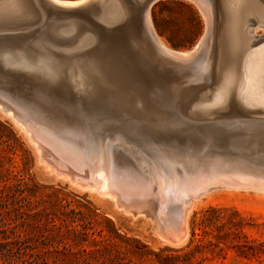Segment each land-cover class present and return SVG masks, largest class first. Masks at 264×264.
<instances>
[{
  "label": "rangeland",
  "instance_id": "obj_1",
  "mask_svg": "<svg viewBox=\"0 0 264 264\" xmlns=\"http://www.w3.org/2000/svg\"><path fill=\"white\" fill-rule=\"evenodd\" d=\"M36 1L0 0V29L5 28L0 31V99L16 101L18 105L27 104L28 107L41 110L37 104L39 103L41 111L45 108L42 114L46 117L49 115V119L68 121L69 123H64L70 125L59 126L82 136L84 146L108 143L116 153H125L127 157L131 155L133 159L137 156V149H140L146 154V158L156 162L163 152V147L160 146L167 144V154L164 151V156H168L169 163L173 160L171 164H174V160L188 163L185 156L176 155L178 152L187 156L199 155L200 163L204 166L212 158L217 160L220 156L222 160L218 159V162L224 168L239 167L250 173L261 168L256 173L264 176L261 174L264 173V115L237 113L234 116L236 107L260 113H264V110L249 106L236 94L230 95L221 104L212 103L224 76L229 74L224 66L220 68L221 71L216 66L213 73L218 34L217 0H212L216 16L212 23V41H209L213 57L212 69L206 76L207 81L211 80L209 82H194L196 78H192L194 75L191 72L187 71L181 76L164 68V62L167 64L169 60H163L160 52L149 48L142 31L136 26L133 32L120 33L116 38L103 35L99 27V16L106 23L115 24L120 19L119 10H128L136 3L146 0H108L103 2L107 5L103 7L102 4L101 8L93 0L85 6L68 10L57 7L48 0ZM116 2L121 5L117 6ZM223 2L227 7L235 8L234 0ZM150 13L158 37L167 47L176 51H191L206 28L201 11L188 0H157L152 4ZM246 29L251 34L253 32L254 37L257 36L253 25L250 24ZM257 33L263 35L264 30L259 28ZM73 37L75 41L72 43L70 40ZM80 41L84 42L85 47ZM139 41L146 45L144 52L138 50ZM15 48L25 50L20 52ZM226 50L230 51L228 48ZM92 56L102 63V70L108 78L106 91L102 87L100 95H92L81 88L78 80L72 81L68 86L63 85V76L59 72L64 69L72 71L74 60L83 63ZM227 58L226 54V62ZM113 63L119 65V70L110 66ZM242 63L243 57L239 71L242 70ZM53 65L54 73L60 78H42L48 72L53 73L50 70ZM237 71L235 70L236 75ZM211 82L212 85L209 86ZM180 84L187 88L188 96L202 87L197 100L194 99L195 103L192 100L189 102L192 104L185 106L183 110L171 102L172 91ZM103 91L105 92L102 93ZM115 92L123 94L118 98L124 100L123 106L129 112L134 113L147 126L159 131L150 133L153 141H150L152 138L146 130V134L142 131L140 135L138 129L143 128L137 122L127 124L128 131L122 128L123 121L117 122L118 116L111 106L118 99L110 96ZM233 100L234 110L219 115L212 114L227 109ZM153 106H167L161 108L167 110V114L170 113V130L158 123L155 116L140 112L143 108ZM105 107L109 108L108 111ZM93 108L103 112L98 110V113ZM102 108L105 109L107 119ZM176 110L177 113L184 111L180 114L183 120L187 118L185 123L187 121L189 125H212L213 128L223 130L222 140H211L210 143L202 144L203 148L201 145L193 149L186 148L190 144L189 141L182 143L186 127H179L178 130L170 127L175 121ZM2 112L0 111V264H264V192L219 189L201 198L196 202L189 218L187 242L172 245L159 237L152 218L128 214L126 210L118 208L114 201L81 190L50 173L25 132ZM83 117L87 120L82 119ZM126 119L128 118L124 117V122ZM114 135L122 141L118 143ZM89 138L91 139L88 140ZM128 142L131 143L130 147ZM257 157L260 159H256ZM133 159L132 166L135 168L136 162ZM158 162L160 161H157V165ZM176 163L173 169L177 167Z\"/></svg>",
  "mask_w": 264,
  "mask_h": 264
},
{
  "label": "bare ground",
  "instance_id": "obj_2",
  "mask_svg": "<svg viewBox=\"0 0 264 264\" xmlns=\"http://www.w3.org/2000/svg\"><path fill=\"white\" fill-rule=\"evenodd\" d=\"M48 1L57 7L68 10V9H76V8L82 7L83 5L85 6L86 4L90 3L93 0H80L76 2L64 1V0H48ZM106 1L108 0H96L100 8L103 6L102 4H104L103 7L107 5L105 4ZM188 1L193 2L199 8V10L202 13V17H204L206 21L205 31L202 37L200 38V40L198 41V43L196 44V46L191 51L180 52V51L170 49L158 37V35L156 34L153 28V23L151 19L150 9H151L152 3L146 9L145 21L148 27V31L152 37V40L154 44L156 45L158 51L160 52V57L162 55L163 57L169 60L167 64L166 62H164L163 67L181 76L187 71L191 72L194 75V77L192 76V78H196V80L194 79V82H200L202 80L206 82L208 79L206 76L209 73V70L212 69L211 66L213 64V57L211 56L212 47L210 49L211 44H209L210 43L209 41L210 40L212 41V38H211L212 23L214 22V19L216 16L215 6L212 0H188ZM234 1L235 3L233 5L235 8L233 7L234 9H232L231 7L225 6V3L223 2V0H217L218 2V11H217L218 12V34H217V52L215 55L216 59L214 60L215 63L213 65V73L215 71L216 66L219 69L224 66V68L227 67L226 70H228V72L226 73H229V74H226L224 76L222 84L218 88L217 93L215 94V97L213 98L214 101L212 103L216 105L221 104L226 99H228L230 95L234 96L236 94L239 96V98L242 101H244L249 106L253 108H258V110H264V39H263L264 34L258 35L257 33V30L259 28H262L264 30V0H234ZM116 3L118 6L119 3L118 2ZM114 11H115V8H114ZM125 11L126 9H124V12ZM41 17L42 16H40V19ZM250 24L256 27V30L254 32L257 34L256 37H254L255 35L253 34V32L252 34L254 36L251 34V32H248V30L246 29L247 27H249ZM3 29L5 28H2V30ZM10 29H13V27ZM19 29H21V26L19 27ZM61 29H63V27ZM2 30L0 29V31ZM85 36H87V34ZM88 37H91V36H88ZM85 39H87V37ZM73 41H75V38L70 40V42L72 43ZM93 41L94 40H92V42ZM81 44L84 46V42H81ZM86 45L88 46V42ZM226 45H229V46L226 47ZM227 48L228 50H230L229 52H227L226 50ZM15 50L17 49L15 48ZM24 50L25 48H21L17 51L22 52ZM226 54L228 56L227 62L225 59ZM200 55L202 56L200 57ZM242 57H243V63L241 67L242 70H240L241 71L240 72L238 67L240 65V60ZM74 62L75 63L73 66V70L71 69L72 71H68L67 69H64V70L60 69L61 71L59 72V74L63 76V80H64L63 82L64 84L62 82L61 83L63 85L68 86V84L72 83V81L78 80L82 89L86 90L87 92L88 91L91 92L92 95L93 94L97 96L100 95V90L103 88L105 90L107 88V81H108L107 76L102 70L101 61L98 60L96 57L92 56V57L87 58V60H85V62L83 63H78V60H74ZM178 66H181V67H178ZM50 70H52L53 73L48 72L47 76H44L42 78L44 79L60 78L58 74L54 73V70H55L54 65H53V68H50ZM235 70H238L237 71L238 75H236ZM234 73L237 77L234 75ZM213 80H214V76H213L212 81ZM191 81L193 83V80ZM209 81L211 80H208L207 82ZM47 83L49 86V82ZM183 85L180 84L179 87H176L175 90L172 91V94H171V97H172L171 102H174L176 107H179L181 110H183L185 106L188 107V105H191L192 103L189 104V102H191L192 100L194 101L195 98L197 100V97L201 91L200 89L202 88V87L199 88L193 94L188 96L187 92L189 91ZM211 85H212V82L210 83L209 86ZM105 91H103L102 93H104ZM105 95L106 94H104V96ZM101 96H103V94ZM110 96L118 99V100H115L116 102H114L113 100L114 105L112 104L111 107L118 116L117 122L122 123L123 121V124H124V126H122L123 129H126L128 131L129 127L127 126V124L137 122V124H139L138 126L143 128V129H138V132L140 131V135H142L141 134L142 131H144L143 132L144 134L148 132L149 137H150V133L159 132L156 128L147 126V124L144 121H141L140 118L134 115V113L129 112L128 109L125 106H123L124 100L118 98V97H122L123 94H118L117 92H115V93L110 94ZM106 98L109 99V97H105V99ZM37 99H40V98H37ZM99 101L101 100L99 99ZM13 102L0 99V111H3L4 113L3 112L2 113L4 115L6 114L7 116H9V118L11 117L10 119L14 120V123H16L21 128V130L25 132L27 137L30 139L32 144L37 149L40 155L41 162L46 165V169H48L50 173L55 174L58 178H62L63 180L68 181L70 184H72L73 186H76L77 188L81 190L88 191L90 193H94L95 195L97 194L99 197L114 201L118 208L126 210L128 214L132 213V215L134 214L135 217L144 215L145 217L147 216L146 218L148 217L152 218L156 223V225L154 226H156L155 229L158 230V235H160L159 237H161L163 240H165L166 242L172 245H182L187 242L189 238V220H190L189 218L191 216V213L194 209L196 202L200 200L201 198L207 196L210 193H214V191L216 190L219 191V189L221 190L222 189L254 190L256 192H261V193L264 192V176L256 173L257 169L259 168H257L255 171L254 167L252 166L255 173L251 168L249 169L247 168V170L251 169L253 173L245 172L241 170L242 168L240 169L239 167L227 169L228 167L224 168V166L218 162V159H221L220 156L217 160H212L214 159L212 158L211 161H209L208 163H205V166H204L203 164L200 163L201 157L199 155H198L199 157L193 156V155L187 156V155H184V153L182 152H178L176 155H180L183 157L185 156L186 159L188 160L187 161L188 163L185 164L183 161L178 162L174 160V164H171L173 163V160L169 158L170 160H172L171 163H169L167 161L168 156L167 155L164 156V151L166 152L165 154H167V144H163V145L160 144L162 145L160 147L161 148L163 147L161 149L163 152L159 150L161 152V155H160V158H158V160L160 161L158 162L159 163L158 165H157L158 160L155 159L156 160L155 162L154 160L149 159V157L146 158L145 157L146 154L144 155L140 149H137L136 151L137 156H134V159H133L131 155L130 157H127L126 156L127 154L125 155V153L120 154L119 151H118L119 154L116 153L111 147V144H108V143L103 142V144L102 143L98 144V146L95 144L84 146L85 145L83 144L84 138L82 136L78 135L77 133H74L73 131H70L68 128L67 129L70 132L67 131L64 127L59 126V124L60 125L62 124L70 125V124H66L68 121L56 120L57 121L56 122L52 119H49L48 118L49 115L48 117H46L45 115L42 114L44 113L45 108L43 109V111H41L42 107H40L39 103L37 104L39 105V108H41V110L28 107L29 105L26 106L27 104L23 106V104L22 105H18L19 103L16 104L17 103L16 101H15L16 103L14 102L15 104ZM45 102H47V100ZM44 104L46 106V103ZM234 104H235V101L233 100L230 102V105L229 107H227V109L220 110L212 114L219 115L231 109L234 110V108H232ZM35 106L37 105L35 104ZM48 107H49V104H48ZM161 107L156 108L155 106L154 108L153 106L150 108H143L140 110V112L155 116L158 120V123H160L162 126L170 130V128H168L169 124H171V121H172V119H170V116H169L170 113L167 114V110H163ZM164 107H167V106H164ZM95 108H93V110ZM105 108L108 111L110 106L108 109L107 107ZM236 108L237 110L236 109L234 110V116L237 113L239 114L242 113L244 115H264V113H260V111H256V110L252 111V110H248L243 107H236ZM98 110L100 109L96 110L99 113ZM100 111L103 112V110H100ZM182 112L178 111L177 113V110H176V113H174L175 121L172 123L173 125L170 127H174L177 130L179 127L180 129L182 127H186L182 135L184 136V138L182 139L183 141L182 143H184V141H189L190 143L188 147L186 148L193 149V147L197 145L199 146L201 145L202 147V144L205 145L207 143H210L211 140H215V141H217L218 139L222 140L221 134L224 133L223 130L213 128L211 127L212 125L211 126L189 125L187 121L185 123V120L187 118L185 120L182 119L183 118L182 114H180ZM185 112L187 111L185 110ZM47 114L49 113H46V115ZM103 114L104 115L106 114L105 109H104ZM124 117L128 118L126 119L127 120L126 122H124L125 121ZM105 118L106 119L108 118L107 114ZM82 119H84V117ZM247 122H250V121L248 120ZM227 123L228 122H226V124ZM81 137L83 138V141ZM149 137H146V138L148 139ZM114 138L116 139L117 137H115L114 135ZM150 138H152V136ZM90 139L91 138H89L88 140ZM153 139L154 138H152V140L150 139V141H153ZM120 140H121L120 138L119 140L117 138V142L118 141L120 142ZM156 141H157V138H156ZM160 143H163V142L160 141ZM128 144H129L128 147H130L131 143L128 142ZM153 145L156 146V144L154 143ZM153 145H150V146H153ZM125 146H127V144H125ZM155 150L154 152L156 153L157 150L156 151ZM132 153L135 154V152H133V149H132ZM132 159L135 160L136 162L135 168L134 166H132V163H133ZM256 159H260V158L257 157ZM223 160L225 161L224 158ZM249 160H251L250 157H249ZM226 161H228V158ZM175 163L177 164L176 165L177 167L173 169V165H175ZM263 163L261 164L263 165ZM250 166L251 165H249V167ZM260 170L257 172L259 173ZM261 174H264V173H261Z\"/></svg>",
  "mask_w": 264,
  "mask_h": 264
},
{
  "label": "water",
  "instance_id": "obj_3",
  "mask_svg": "<svg viewBox=\"0 0 264 264\" xmlns=\"http://www.w3.org/2000/svg\"><path fill=\"white\" fill-rule=\"evenodd\" d=\"M37 1H41V0H37ZM156 1L157 0H146V1H142L143 3L142 2L139 4L136 3V5H133L130 9L126 10L125 12L123 10H120L119 12L120 19L117 20L115 24L110 25L106 23L104 20H102V18L99 16L101 22L99 27L101 28L103 35L111 38H116L120 33L133 32V29L136 26L139 30L142 31L146 42L149 44L148 46H150L149 48H153L156 50V52H159L152 40V37L148 31V27L145 21L146 9L150 6L151 3L153 4V2L155 3ZM102 15L104 17V14ZM137 44H138L137 47H139L138 50L144 52V50L146 49L145 47L146 45H143L142 41H139V43ZM163 58L164 60H167L165 57ZM110 66L116 70H119L118 64L113 63V65Z\"/></svg>",
  "mask_w": 264,
  "mask_h": 264
}]
</instances>
